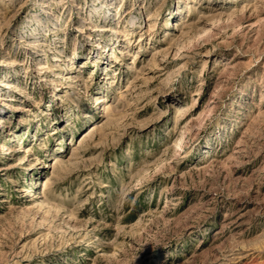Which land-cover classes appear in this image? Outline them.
I'll return each mask as SVG.
<instances>
[{
  "label": "rangeland",
  "instance_id": "374dc122",
  "mask_svg": "<svg viewBox=\"0 0 264 264\" xmlns=\"http://www.w3.org/2000/svg\"><path fill=\"white\" fill-rule=\"evenodd\" d=\"M0 264H264V0H0Z\"/></svg>",
  "mask_w": 264,
  "mask_h": 264
}]
</instances>
